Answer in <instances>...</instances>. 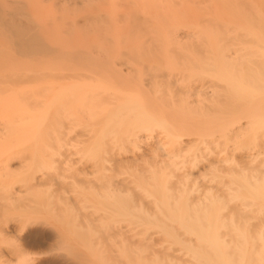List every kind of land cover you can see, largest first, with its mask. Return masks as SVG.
Instances as JSON below:
<instances>
[{
	"label": "bare ground",
	"instance_id": "bare-ground-1",
	"mask_svg": "<svg viewBox=\"0 0 264 264\" xmlns=\"http://www.w3.org/2000/svg\"><path fill=\"white\" fill-rule=\"evenodd\" d=\"M66 3L82 51L0 34V264H264V0Z\"/></svg>",
	"mask_w": 264,
	"mask_h": 264
},
{
	"label": "rangeland",
	"instance_id": "rangeland-1",
	"mask_svg": "<svg viewBox=\"0 0 264 264\" xmlns=\"http://www.w3.org/2000/svg\"><path fill=\"white\" fill-rule=\"evenodd\" d=\"M23 1V2H22ZM54 4H53V3ZM60 2H61V4H60ZM63 2H68V0H63ZM19 3V4H18ZM20 3H22V4H20ZM65 3H62V0H54V1H52V0H0V12H2V19L3 20H0V34L2 35L3 33L5 34H3L4 35V39H5V36L6 37H9L10 36V32H8V29H7V26L5 25V21H9L13 16V18H15V20H16V22H18V23H23L22 21H24L25 23L27 22V23H34L35 25L33 26V25H31L30 23V25L32 26V28H37L38 29V31H37V29L35 30L36 32H38V33H40L39 31V29H41L42 31H43V34H44V36H45V38H48V36H49V39L51 38V41L50 40H47V39H44L45 40V43L47 44V43H49L48 45H49V48L52 50H55V51H57L56 52V54H55V56H56V58H58V57H61L60 55H62L63 53H60L61 51H63L65 48H66V46L68 47V48H66L64 51H66L67 50V52H69V51H72L73 52V50H78L79 48H80V50L82 51V49L83 48H81V46H83V43H82V45L80 44L82 41H85L87 38H90L89 37V35L90 34H93V32L91 33L90 31V34H88V36H87V38L86 37H84V34L83 35H80L81 34V32H83L82 30H83V28L84 27H82L81 28V23H82V26H84L83 25V22H81L80 20H83V19H80V17H82V15L80 16V14L77 16L76 14H77V12H78V10L79 9H76L75 10V8L73 7V6H71V5H68L67 3H66V6H65ZM57 4V5H56ZM59 4V5H58ZM62 5V6H61ZM197 5V4H196ZM196 5L194 4H190L189 5V7H192L193 9H190L189 8V10H191V12L193 13V14H196L195 16H197V14L200 16H204V17H208V16H211L212 15V11H211V9L210 8H208V9H204V8H200V10H198L199 8L198 7H200L201 5L202 6H204L203 4H201V5H198V9H196L195 7H196ZM23 6V7H22ZM65 6V7H64ZM195 6V7H194ZM25 7V8H24ZM70 7V8H69ZM20 8L22 9V10H20ZM72 8H74V9H72ZM205 8H206V6H205ZM19 9V10H18ZM62 9V10H61ZM67 9V10H66ZM76 11L75 13L76 14H74L73 12L74 11ZM189 10L188 9H184V8H180V7H178V9H176L173 13H171V14H167L166 13V18L167 19H171V20H178L180 23H182L183 21H189V19H192L191 18V15H189L190 13H189ZM194 10V11H193ZM19 11V12H18ZM20 11H22V12H20ZM73 11V12H72ZM197 11V12H196ZM20 13V15L22 16H24L25 14V16L28 18V20H27V18H24L23 17V19L22 18H18L19 17V14L18 13ZM72 12V13H71ZM79 13V12H78ZM81 13V12H80ZM16 14H18V15H16ZM83 14V13H82ZM174 14H176V17L174 18L173 17V15ZM76 15V16H75ZM12 16V17H11ZM29 16V17H28ZM224 18L223 19H225V20H227L230 16H229V14L228 13H226V14H223L222 15ZM18 18V19H17ZM32 20H31V19ZM19 19H21V20H19ZM54 21V22H53ZM77 22L78 21V24H80V25H78L77 23H75V22ZM55 22H56V24H55ZM26 23V24H27ZM54 24L53 26H52V24ZM24 24V23H23ZM73 24H76V25H73ZM85 24V23H84ZM29 25V26H30ZM86 25V24H85ZM78 26L81 28V29H79L78 28ZM54 28H56V30L54 29ZM86 29H87V31H86ZM69 30V31H68ZM55 31V32H54ZM80 33H79V32ZM86 32H88V27H85V33ZM88 32V33H89ZM77 33H79V34H77ZM56 34V35H55ZM59 34H60V38H59ZM73 37H71L70 35ZM52 35V36H51ZM74 35V36H73ZM87 35V34H86ZM57 36H58V38H57ZM67 36V37H66ZM68 36H69V38H71L70 40H72V41H69V38H68ZM81 36H83L84 38H86V39H84V40H82V38H81ZM79 39V41H78V39ZM91 38H92V35H91ZM90 38V39H91ZM11 39H13L11 36H10V40ZM52 39H54L55 40V42H54V40H53V42H52ZM56 39H58V40H56ZM74 39V40H73ZM76 39V40H75ZM9 40V39H8ZM9 40V41H10ZM64 40H66V41H64ZM82 40V41H81ZM6 41V40H5ZM47 41V42H46ZM58 41V42H57ZM67 41H68V43H67ZM74 41V42H73ZM87 41V40H86ZM11 42V41H10ZM57 42V43H56ZM70 42V43H69ZM76 42L77 43H79V44H77L76 45ZM60 43V45H58ZM74 43V44H73ZM63 44H64V46H63ZM66 45V46H65ZM76 45V46H75ZM12 46L13 45H10V48L12 49ZM61 46V47H60ZM14 47V46H13ZM48 47V46H47ZM52 47V48H51ZM84 47H86V46H84ZM64 48V49H63ZM72 48V49H71ZM60 49H62V50H59ZM86 49V48H85ZM87 49H89V48H87ZM86 49V50H87ZM69 50V51H68ZM79 50V51H80ZM60 54V55H59ZM66 54V53H65ZM69 54V53H68ZM58 55V56H57ZM67 56V55H66ZM28 60V59H27ZM61 58L60 59H56V61L54 62V64H52L54 67H56V66H59L58 65V63L60 62L61 64H63L64 63V61H62L61 62ZM59 61V62H58ZM56 63V64H55ZM65 65H63V66H61V67H66V65H67V67H68V65L69 64H71V63H64ZM16 166H18V163L17 162H13V168H15ZM17 168V167H16ZM14 222V221H13ZM13 222H10L8 225L6 224L5 226H3V227H5L4 229H5V232L6 233H8V231H9V228L10 227H12L13 226ZM13 223V224H12ZM10 225V227H8ZM28 228L26 229H24V231L21 233V235L23 234L24 235V237H25V239H26V241H25V243L26 244H28V250H30V252L31 253H35V257L36 258H38V260H37V262H43L44 264H48V263H50V262H52L53 264H62V257H57V251H53L52 249H50L51 248V245H50V243L52 244L53 243V236H54V232L55 231H53L54 229H52L51 227V225L49 226V224L47 225V224H41V223H37V224H34L33 223V225L31 224L30 226H27ZM13 228H11V230L9 231V233L12 231L13 232V230H12ZM4 233V232H3ZM6 233H5V236H10V234H12L13 235V233H10V234H7L6 235ZM18 233V232H17ZM17 233L14 231V235L11 237V239L16 235L17 236ZM10 238V237H9ZM8 238V239H9ZM5 239H7L6 237H5ZM11 239H9V240H11ZM9 240H6L7 242H9ZM13 241H17V240H15V238H13ZM13 241H11L9 244H13V243H17V242H13ZM7 243H2V244H0L1 246H0V248H4V251L6 250V249H8V247H9V244L8 245H6ZM7 246V247H6ZM27 246V245H26ZM50 246V247H49ZM6 248V249H5ZM7 251V250H6ZM56 254V255H55ZM52 257V258H51ZM50 258V259H49ZM53 258H54V260H53ZM56 258V259H55ZM50 262H49V261ZM64 260V259H63ZM47 261H48V263H47ZM60 261V262H59ZM62 261V262H61ZM58 262V263H57ZM51 264V263H50Z\"/></svg>",
	"mask_w": 264,
	"mask_h": 264
}]
</instances>
